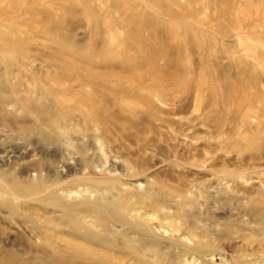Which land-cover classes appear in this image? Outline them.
Returning <instances> with one entry per match:
<instances>
[{
  "label": "rangeland",
  "instance_id": "374dc122",
  "mask_svg": "<svg viewBox=\"0 0 264 264\" xmlns=\"http://www.w3.org/2000/svg\"><path fill=\"white\" fill-rule=\"evenodd\" d=\"M46 240L264 264V0H0V264Z\"/></svg>",
  "mask_w": 264,
  "mask_h": 264
},
{
  "label": "bare ground",
  "instance_id": "6f19581e",
  "mask_svg": "<svg viewBox=\"0 0 264 264\" xmlns=\"http://www.w3.org/2000/svg\"><path fill=\"white\" fill-rule=\"evenodd\" d=\"M102 200L103 203L107 202L104 199ZM97 202H99V200ZM43 249H51L56 254L58 253L59 257L57 258L56 264H98L95 254L78 244H66L61 247L50 240H46ZM59 253L65 254L67 258H64L65 256H61Z\"/></svg>",
  "mask_w": 264,
  "mask_h": 264
}]
</instances>
